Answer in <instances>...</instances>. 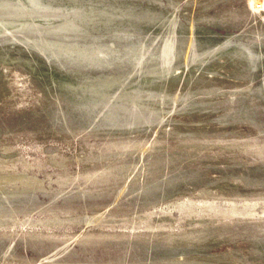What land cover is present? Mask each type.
<instances>
[{"label": "rangeland", "instance_id": "374dc122", "mask_svg": "<svg viewBox=\"0 0 264 264\" xmlns=\"http://www.w3.org/2000/svg\"><path fill=\"white\" fill-rule=\"evenodd\" d=\"M63 1L66 5L68 0ZM81 1L103 6L110 2L120 10L130 6L136 13L147 9L158 15L150 23L141 22L137 31L131 30L129 38L123 41L126 46H134L139 41L149 44L151 38L158 37L150 45L153 53L156 52L164 25L175 16L181 24L174 43L179 61L189 37L194 39L197 52L219 47L223 54L213 58L214 64L211 62L199 72L191 87L176 82L169 89L171 96H179L187 89L191 91L195 97H191L193 110L182 113L178 110L179 100H171L174 103L170 102L171 107L166 103L170 108L163 105L162 123L151 124L147 131L130 133L133 139L136 137L133 140L126 133L128 129L116 131V125L126 120L121 110L107 121L103 117L106 108H81L62 87L64 83L83 86L96 83L111 73L114 78L115 67L101 68L103 66H96L98 64L70 67V64L59 63L55 56L44 54L35 45L0 42V170L5 168L0 174L6 176L9 171V176L29 174L41 181L35 190L28 191L22 212L14 214L16 224L0 227V260L4 258L0 264H48V261L49 264H159L160 258L184 251L189 252L186 256L190 259L202 256V264H264V7L254 9L251 0ZM93 25L88 27L90 34L104 42L112 39L114 23ZM242 45L258 56L253 70L237 73L227 68V58L231 50ZM57 49L58 56L65 50L76 52L73 47ZM143 64L146 67L153 62L146 60ZM123 65L117 69L121 75L130 69ZM187 69L181 64L179 74L183 72L184 76ZM133 74L126 82L134 78ZM261 86L263 89L257 91ZM195 89H199V94ZM151 103V106L159 105L157 100ZM155 135L156 141L161 139L159 143L154 140ZM131 139L136 141L131 149L137 150L123 151V141ZM149 140L150 146L147 145ZM152 144L157 148L151 147ZM160 144H164L162 149ZM118 149L122 151L119 153ZM144 151L147 152L141 154ZM161 156L163 159L157 162ZM142 160L149 164L157 160L159 166L143 180L136 177L137 181L134 174L141 170ZM131 163L136 165L131 171L133 175L131 169L128 170L131 178L127 172L122 178L107 173L114 165L132 166ZM86 173L92 174L89 180L84 178ZM170 178H178L175 187L163 184ZM61 179L68 181L60 183ZM146 183L162 186L152 190L146 199L145 194L142 195V186ZM17 185L15 181L9 187ZM0 199L5 202L3 196ZM10 200L9 208L19 207L18 201ZM177 202L192 206V218H187ZM208 204L213 210L204 209ZM231 206H235L236 212H229ZM249 206L252 215L247 214ZM50 213L57 219L68 215L77 219H63L51 227H41L38 221L51 216ZM96 215L100 218L102 215L101 222L87 221ZM197 217L205 220L193 222ZM194 228L205 231L200 235L205 237L206 233L207 245L204 242L205 245L181 249L156 241L164 234H179ZM211 255L221 258L224 255L229 263L222 262L223 259L220 263L211 262L208 259Z\"/></svg>", "mask_w": 264, "mask_h": 264}, {"label": "bare ground", "instance_id": "6f19581e", "mask_svg": "<svg viewBox=\"0 0 264 264\" xmlns=\"http://www.w3.org/2000/svg\"><path fill=\"white\" fill-rule=\"evenodd\" d=\"M64 2L65 1H63V0H0V42L18 41V42L23 43V44L35 45L36 48H38L44 54L55 56V58H57L60 61L59 63L70 64V67H71V65H73V66H81V65L82 66H91V65H96V64H98L96 66H103L101 68L111 67V66L115 67L116 68V74H115L114 78L112 77L113 73H111V74H107L104 78L101 77L102 79L97 77L100 80H99V82L95 81L96 83H89V84H85L84 86L81 84H77V85H79L78 88H77V85L64 83V84H62V87H63V89L65 88V93L71 99L75 100L77 106H79L81 108L82 107H88V106H93V107L101 106V108L103 110H104V108H106V111L104 112L103 117L107 121L112 120L114 118V116H116V114L119 112L118 110H121L122 114L125 115L126 120H125V122L116 125V131L117 130L123 131L125 129H128V131L126 133L127 134L131 133L132 135H134L133 133H137L141 129L146 130L149 126L151 127V124L160 123L162 115H163L161 113H163L162 110H163V108H165V107H163V105H166L167 102H169L168 104H170L171 100L173 102H174V100L176 102V99L179 100L178 102H179L180 107L178 110L182 113L189 112V111L193 110L194 104L192 102L193 101L192 99L195 97H192L191 91H189L187 89L184 93H182L180 95L178 94L179 96H177L176 94H175V96H171L172 94L170 95L168 93V91L176 82H181L182 84H185L187 87L189 85H191L199 76V72L203 69H206L207 66H210L211 62L213 63L214 60L211 61L213 58H215L219 55L221 56L223 54V52L220 51L219 47L215 48V49H207V50H203L201 52H197L195 50L194 39L189 37L187 44H186L184 54H183V58L181 59V61H179L178 60L179 52H178V49L174 43H175L176 38H177L176 30L181 24L175 16L170 17L167 21V24L164 25L165 31L162 34V36L160 37V40L157 41V44L159 46H158L156 52L153 53V51L150 48L151 47L150 45H152L155 42V40H157L158 37L151 38L149 41L150 42L149 44L148 43L142 44V42L139 41L134 46H126L125 44H123V41H125L129 38L128 33L131 30L137 31L139 29L138 27H139V24L141 22L144 21L145 23H148V22L150 23L151 21H154V19H157L158 15L155 13H152L151 11H148L147 9H144L142 12L140 11L139 13H136L133 11V8L130 6L124 7L125 10L124 9L120 10L121 9L120 7H118V6L115 7L113 4H110V2H109V5H104V6L99 5V4L95 5L93 3H89V2H85V1H81V0H68L66 2V5ZM251 2H252V7L254 9H260V8L264 7L263 0H251ZM95 23H98L100 25H108L111 23L113 25V23H114L115 29H113L111 31L112 39L111 38H110V40L106 39L107 42H104V41H101V39L100 40L98 39L99 36L96 37V36H93L92 33L90 34V32L88 31V27H92V25ZM107 35H108V33H107ZM100 37H101V35H100ZM103 38H105V37H103ZM43 46H44V49H43ZM69 47L75 48L76 52L70 53V52H67V50H65L64 54L58 56V53H57L58 49L57 48L68 49ZM120 47H122V49ZM257 56L258 55L256 53L252 52L251 50H248L245 45L244 46L242 45L240 48L233 49L229 52L226 66L229 70L237 72V73L239 71H242V70H253L256 66ZM217 59L218 58H216V60ZM146 60L153 62V64H150V65L145 67V65L143 63L146 62ZM218 61H219V59H218ZM125 63H127L126 65H128L130 67V69L126 70L124 75H121L120 74L121 72L117 71V69H118V67H120L121 65H123ZM181 64L186 66V68H188L187 69L188 71L186 70V74L184 76H182L183 72L180 75L179 71H178ZM126 65H123V66H126ZM218 65H221V63L220 64L218 63ZM218 65L216 67L217 69H219ZM91 67H94V66H91ZM211 68H212V66H211ZM216 68H215V70H216ZM213 69H214V67H213ZM224 69L225 68L223 67V70ZM182 71H185V70H182ZM226 72H227V69H226ZM132 73L135 74L134 78H132L129 82H126L128 76H130ZM215 79H214V81H215ZM225 79H227V78H225ZM196 84L198 85V83H196ZM235 84H237V83H235ZM201 85H199V88ZM246 85H247V83H246ZM248 85H250V84H248ZM207 86H209V85L207 84ZM207 86H203V87L207 88ZM235 86H239V85H235ZM189 87H191V86H189ZM192 87L194 88V85H192ZM211 87H213V86H211ZM215 87H217V85ZM174 88H176V87H174ZM193 88L191 90H193ZM204 88H203V90L206 91L205 90L206 88L205 89ZM217 88L219 89V87H217ZM249 89L250 88L248 87L247 90H249ZM261 89H263L262 86L258 87L257 91H261ZM178 90H179V88H178ZM181 90H183V89H181ZM198 90L195 89V92L197 91L196 94H199ZM232 90H230V91H232ZM241 90H236V91H241ZM220 91L222 92L223 90L220 89ZM234 91H235V89H234ZM179 92L181 93V91H179ZM216 93H217V91H216ZM202 94H203V92H202ZM244 95H245V93H244ZM191 97H192V99H191ZM205 97H204V99H205ZM155 100L158 101L159 105L158 106H151L150 103L151 102L153 103V101L155 103ZM195 100H194V103H197V102H195ZM173 102H171V103H173ZM167 105H166V107H169V106L171 107V104L169 106H167ZM177 106L178 105H176V107ZM173 109H175V108H173ZM178 110H176V112ZM172 112H173V110H172ZM163 117H164V115H163ZM165 118L163 119L164 121H165ZM168 120H166V121H168ZM166 124H167V122H166ZM111 125L110 126L113 127L114 123ZM197 127H198V125H197ZM151 129H153V128H151ZM175 129H177V128H175ZM179 129H181V128H179ZM200 130H199V132H200ZM155 131H157V130H155ZM155 131H154V133L156 134ZM193 131H195V129ZM141 132L145 133L144 131H141ZM190 132H192V131H190ZM159 133H160V131H159ZM159 133H158V137H159ZM186 134H189V133H186ZM132 135L130 138L133 139ZM178 135H181V133ZM190 136L187 135L188 138ZM138 137L139 136L137 135V138ZM158 137L155 135V137H154L155 139L154 138L153 139L156 141V138H158ZM161 137L162 136L160 134V138ZM177 137H176V139H177ZM191 137H190V139H191ZM195 137H197V136H195ZM134 138L136 139V137H134ZM160 138L156 142L159 143V140H161ZM198 138H196L197 141H198ZM132 139L123 141V145H124L123 146L124 148L122 149L123 151L129 150V149L132 150L131 149V148H133L132 144H134L136 142V141H133L135 139H133V140ZM140 140H138V142H140ZM181 140H182V137H181ZM193 140L195 141V139H193ZM155 141H154V143H155ZM178 142H179V140H178ZM183 142H181V143H183ZM152 143H153V140H152ZM160 143H162V142L160 141ZM149 144H151V141L147 145L150 146ZM139 145H141V144H139ZM144 145H145V143H144ZM154 145L152 144L151 147H153ZM161 145H164V144H160V147L162 149L163 146H161ZM136 146L137 145H135V147ZM156 146H154V147H156ZM158 147H159V144H158ZM194 147H196V144ZM134 150H137V148H135ZM134 150H132V151L134 152ZM158 150H156V151H158ZM121 151L118 149L119 153ZM132 151H130V152H132ZM146 152L144 151L141 154L146 153ZM153 152H154V150H153ZM147 153L149 154V150ZM161 157L162 158H158L160 160H158V161L156 160V161L157 162L161 161L163 159V156H161ZM154 160H155V158H154ZM3 161H1V162H3ZM156 161H155V163H151V164H149L150 162L149 163L147 162L148 163L147 164L144 162V160H142L143 164L140 163L141 164V166H140L141 170L139 172L136 171L135 174L132 172L135 176L134 178L136 179V177H138L140 179L142 178V180H143V178L147 177L149 174L154 172V170L157 168V165L159 166V164H156L157 163ZM151 162H152V160H151ZM128 164L127 165H125V164L114 165L113 167H110L107 169V173L116 174V176L122 178V176L125 175L124 173L127 172L126 175L128 174V176H129L128 170L131 169L130 170V174H131V171L136 169V165L132 164V166L131 165L128 166ZM0 165H1V163H0ZM137 165H139V164H137ZM3 166H5V165H3ZM4 169L5 168H3L1 170L4 171ZM1 170H0V172H2ZM4 173H6V172H4ZM9 173H11V172L9 171L7 175L5 174L6 176H2L0 174L1 175L0 176V196H3V198L5 199V202H6V204H5V202L0 199V227L5 226L7 224H8V226L13 224V223L16 224L14 222L15 221L14 220V218H15L14 214L18 213L16 211H19L21 213L22 210L24 209V208L22 209V207H23L22 202L24 199L28 198V196H29L28 194L30 193L28 191L31 189H34V188L36 189V187L40 186L39 183L41 184V181L39 182L36 180V178L28 176L29 174L25 175V174L18 173L20 175L15 176L12 173L14 176H12V174L9 176ZM15 174H17V173H15ZM133 174H131V175H133ZM91 176H92L91 173L84 174V178L86 180H89L91 178ZM66 180L67 179H61V182L59 180H58V182L64 183V182H66ZM136 180L138 181V179H136ZM177 180H178V178H170L169 180H167L163 184H166L167 186L171 185V186L175 187L174 184L177 182ZM15 181H17V183H18L17 187H9V185L13 184V182H15ZM161 183L160 184L155 183L154 185L149 184V183L144 184L142 186V195H143V193L145 194L144 198H146V195L147 196L150 195V193H152V190H155V189L157 190L159 187L161 188V186H162ZM219 187L220 186H218L217 189ZM39 189H41V188H39ZM138 189H139V187H138ZM135 191H138V190H135ZM162 193H164V191ZM163 196H164V194H163ZM11 198L12 199L14 198L16 201L19 202V204H20L19 207H17V208H13V207L9 208L8 207L11 204V200H10ZM173 202L176 203V201H173ZM162 203H164V202H161V204ZM182 205L179 203L177 204V206H179L180 210H182V211L184 210L187 213L186 214L187 218H192L191 217L192 206H190L189 204H185L181 208ZM245 205H247V204H245ZM159 208H160V206H159ZM204 209L205 210L212 209V206L210 204H208L204 207ZM48 210H50V209L48 208ZM236 210L237 209L235 208V206H231L229 208V212L230 211L236 212ZM29 212H30V210H29ZM49 212H51V211H49ZM247 214L252 215L251 206L248 207ZM52 215H53V213L51 214V216L43 218L42 220L38 219L39 224L42 225L41 227H43V226H45V227L50 226L51 227V225L56 224L58 222L60 223V221L62 222L64 220L68 221V220H76L77 219V217L70 216V215H68L67 217H64L65 216L64 215L63 216L64 218L59 217L60 219H57L56 217H53ZM165 216H167V215H165ZM99 219H102V215H101V218L98 215L93 216V217H89V218H87V221L92 222V220H99ZM202 220H205V219L203 217H197L196 219H194L193 222L196 223V222L200 221V223H201ZM210 220H208V221H210ZM19 221L21 222L23 220H19ZM27 221H29V220H27ZM32 221H33V219H32ZM101 221L99 220V222H101ZM189 221H190V219H189ZM189 221H187V226H189L188 225ZM99 222H97V223H99ZM31 223H29V225H31ZM34 223H35V221H34ZM14 224H13V226H14ZM88 224H90V223H88ZM32 229H34V228H32ZM203 231L204 230H201V228H200V230H198V229L192 230L191 229L190 231L186 230L185 232H182L179 234L173 233V234L167 235L168 234L167 233L165 235L163 233L164 235H162V237H158L159 239L158 240L155 239V240L162 245H171L173 247H180L181 249H184V248H188L192 245L196 246V245H202V244H204V242L206 243V241H205L206 240L205 239L206 233H205V237H204V234H203V236L200 235V233H203ZM211 235H212V239H213V234H211ZM159 236H161V235L159 234ZM207 242H209V241H207ZM206 245H207V243H206ZM196 248H198V246ZM188 253L186 251H184V253H181V254H178L175 256L162 257L159 259V260H161L159 264H202V261L200 260V258H202V256H200L199 259H196V260H195L196 256H195V258L192 257L194 259H190V258H188L189 256L188 257L186 256V255H188ZM208 255H210V254H207V256ZM205 257H206V255H205ZM223 257H224V255H223ZM223 257L221 258L220 256L218 257L215 255L214 256L211 255V256H209L208 259H210L211 262H215V263L219 262L220 263L221 259L224 260ZM3 259L4 258H1V260H3ZM1 260H0V263H2ZM204 260H207V259H204ZM5 261H7V260L5 259ZM222 262L225 263L228 261L224 260ZM45 264H47V262ZM48 264H49V261H48ZM157 264H158V262H157ZM221 264H223V263H221Z\"/></svg>", "mask_w": 264, "mask_h": 264}]
</instances>
